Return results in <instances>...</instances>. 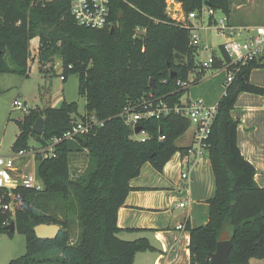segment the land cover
I'll use <instances>...</instances> for the list:
<instances>
[{
	"label": "trees",
	"instance_id": "trees-1",
	"mask_svg": "<svg viewBox=\"0 0 264 264\" xmlns=\"http://www.w3.org/2000/svg\"><path fill=\"white\" fill-rule=\"evenodd\" d=\"M175 1L187 16L197 11L201 18L206 2L228 19L232 14L231 0ZM193 27L188 19L170 16L168 0H112L109 24L102 28L79 25L71 0H0V74L28 76L29 61L35 58L31 40L38 37L40 70H54L59 58L60 76L66 81L77 74L78 92L86 99L83 113L77 102L66 100L58 107L29 108L16 121L19 133L13 150L27 148L30 136L46 145L87 116L104 121L92 132L58 144L56 155L37 157L42 190L13 188L8 200H13L14 210L0 211V235L24 234L26 252L8 264H135L138 252L156 249L145 237L123 239L118 212L133 189L131 180L145 163L163 171L175 153L189 151L191 147L176 142L190 128V120L172 110L160 118L142 119L137 126L148 135L142 140L132 137V127L120 112L130 103L138 110L154 100L171 109L182 104L189 88L177 82L188 81L194 73L192 83H197L205 74L196 71L198 48L190 44ZM219 52L230 60L222 45ZM222 66V60H216L214 67ZM257 67L263 64L239 65L217 103L205 139L216 192L208 200V223L188 226L191 264H209V254L224 231L230 232L233 242L229 264L264 259V187L257 185L255 166L239 148V120L231 113L240 93L264 95V87L250 81L251 70ZM40 117L45 119L41 135L33 131ZM84 151L85 169L73 171L72 155ZM12 221L14 232L6 229ZM39 224H59L61 229L53 240L40 239L34 231Z\"/></svg>",
	"mask_w": 264,
	"mask_h": 264
},
{
	"label": "crops",
	"instance_id": "crops-1",
	"mask_svg": "<svg viewBox=\"0 0 264 264\" xmlns=\"http://www.w3.org/2000/svg\"><path fill=\"white\" fill-rule=\"evenodd\" d=\"M36 42L39 46L38 37ZM226 77L224 68L208 70L199 82L191 84L188 97L182 101L200 99L208 105L217 104L226 91ZM250 81L264 87V65L251 70ZM231 113L239 120V148L255 166L257 185L264 187V95L240 93ZM176 143L197 149L193 143V130L188 129ZM183 173H187V177H183ZM131 186L133 189L118 212V225L125 229L121 237L127 240L145 237L156 248L138 252L135 264H191L188 226L199 227L208 223V200L216 192L208 151L177 152L163 171L145 163L140 174L131 180Z\"/></svg>",
	"mask_w": 264,
	"mask_h": 264
},
{
	"label": "built area",
	"instance_id": "built-area-1",
	"mask_svg": "<svg viewBox=\"0 0 264 264\" xmlns=\"http://www.w3.org/2000/svg\"><path fill=\"white\" fill-rule=\"evenodd\" d=\"M111 2L112 0H71V12L79 25L89 28H102L109 24ZM171 2L177 3L176 1L168 0V8ZM204 10H206L209 17H212L214 20L218 34L224 37L225 40L221 45L228 54L230 60L228 62L225 61L220 52L218 54L212 52L207 59L200 62L199 67L196 69L197 72H207L208 70L224 68L227 70L225 82L227 86L234 80L239 65L251 61H256L264 65V24L259 26L233 25L229 22L226 15L219 23L214 17L215 10L205 5L202 10V16ZM198 14L197 11L191 12L187 16V19L194 24L190 34V44L198 48L199 54L201 49L206 50L208 47L202 45L201 28L195 22L199 18ZM137 30L140 31V28ZM216 60H222L223 66L220 68L214 67ZM233 67L236 68L234 69ZM61 79L64 80V75L61 76ZM192 80L193 78H189L188 81L179 80L177 84L182 88H189L192 84ZM13 103L15 107L23 108L26 112L29 110L27 105L18 99L14 100ZM141 105L143 109L138 110L137 106L130 103L120 112V116L132 127L133 138H135L136 135L143 134V140L148 136L145 130L139 133L135 132L138 121L142 119L160 118L162 115L169 114L172 110L188 118L191 126L194 127L193 143L197 145V149L191 147L188 152L193 153L195 150L196 152L202 153L204 150H207L205 139L210 133L211 125L217 114V104L208 105L204 101L198 99L188 102L182 101L181 105H176L172 109L161 101L155 103V100L147 103L144 102ZM103 124L104 121L99 120L95 115L87 116L85 120L78 119L74 121L71 128L64 132L62 136L51 138L46 145L40 142V147L29 146L28 148L13 151L10 155H3L0 152V211L14 210L13 200H8V197L12 196L13 188L22 186L36 191L43 189V183L38 179L36 172L20 173L22 170L18 165L19 162L16 164V161L28 157H32L34 161H37L39 155L41 157L54 156L56 155V146L58 144L66 140H72L78 135L88 134L92 132L95 127ZM183 177H187V173H183ZM178 227L181 229L184 228L183 225H179Z\"/></svg>",
	"mask_w": 264,
	"mask_h": 264
},
{
	"label": "rangeland",
	"instance_id": "rangeland-1",
	"mask_svg": "<svg viewBox=\"0 0 264 264\" xmlns=\"http://www.w3.org/2000/svg\"><path fill=\"white\" fill-rule=\"evenodd\" d=\"M232 14L229 21L235 25L259 26L264 24V0H231ZM172 18L186 20L188 17L184 13L182 6L177 3L170 4L168 8ZM225 14L221 10H216L214 17L219 22ZM201 28L202 45L208 48L201 49L196 57L197 64L215 50H220V45L224 42V37L218 34L215 22L209 23V14L203 11V16L195 21ZM220 23V22H219ZM218 23V24H219ZM34 39V38H33ZM31 40V53L34 59L29 61L28 76H21L14 73L0 74V152L3 155H10L14 151L12 146L19 133L16 123L22 119L26 113L23 108L15 107L14 100L18 99L25 103L28 108L58 107L66 100L77 102L79 111L84 112L86 99L78 92L79 79L77 74H72L66 81L61 79V61L55 59L54 70L45 72L40 70L38 61V46L36 38ZM192 74L190 78H193ZM188 90L183 99L189 94ZM10 118V119H9ZM190 132L193 130L191 126ZM143 134L136 135V139H142ZM28 147H40V142L35 137L30 136L27 141ZM27 147V148H28ZM87 152L74 153L71 157L73 171H82L87 165ZM19 162V163H18ZM21 172L35 173L38 161L32 157L16 161ZM26 252V237L24 234L16 232L13 236L8 234L0 235V264H8L10 260L22 256ZM251 264H264V259L252 258Z\"/></svg>",
	"mask_w": 264,
	"mask_h": 264
},
{
	"label": "water",
	"instance_id": "water-1",
	"mask_svg": "<svg viewBox=\"0 0 264 264\" xmlns=\"http://www.w3.org/2000/svg\"><path fill=\"white\" fill-rule=\"evenodd\" d=\"M205 5L210 4L206 2ZM171 74L173 76L175 75V72L173 71ZM44 127L45 119L43 117H40L36 120L35 124L33 125V131L41 135L44 132ZM142 130V126H137L135 128L136 133H139ZM6 229L11 232H14L16 230L15 221H12L8 226H6ZM60 229L61 226L59 224H39L34 227V231L38 238L49 240L55 239L58 236ZM232 246L233 242L229 232L224 231L219 238L216 250L209 254V264H229V253Z\"/></svg>",
	"mask_w": 264,
	"mask_h": 264
}]
</instances>
